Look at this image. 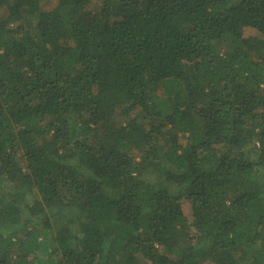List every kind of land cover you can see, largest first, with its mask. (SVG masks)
<instances>
[{"label": "trees", "instance_id": "obj_1", "mask_svg": "<svg viewBox=\"0 0 264 264\" xmlns=\"http://www.w3.org/2000/svg\"><path fill=\"white\" fill-rule=\"evenodd\" d=\"M0 0V264H264V0Z\"/></svg>", "mask_w": 264, "mask_h": 264}, {"label": "rangeland", "instance_id": "obj_2", "mask_svg": "<svg viewBox=\"0 0 264 264\" xmlns=\"http://www.w3.org/2000/svg\"><path fill=\"white\" fill-rule=\"evenodd\" d=\"M56 0H47L46 5H48L49 7H52L55 4Z\"/></svg>", "mask_w": 264, "mask_h": 264}]
</instances>
